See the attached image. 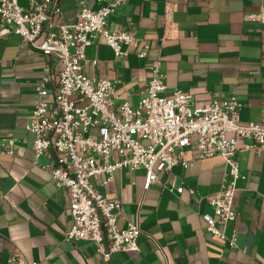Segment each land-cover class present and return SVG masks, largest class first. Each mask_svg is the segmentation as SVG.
Returning a JSON list of instances; mask_svg holds the SVG:
<instances>
[{
  "label": "crops",
  "instance_id": "obj_1",
  "mask_svg": "<svg viewBox=\"0 0 264 264\" xmlns=\"http://www.w3.org/2000/svg\"><path fill=\"white\" fill-rule=\"evenodd\" d=\"M54 2L62 10L52 18L55 25L74 23L82 2L99 7L97 0ZM20 3L29 7L27 0ZM263 6L264 0H127L110 17L109 28L132 33L149 46L148 56L141 59L137 49L125 47L129 55L117 59L97 37L87 50L85 73L117 82L115 108L124 102L137 105L150 80V64L160 57L167 95L187 92L193 97L191 107L235 97L242 105L243 122H261L264 25L244 18ZM60 70L57 59L25 45L21 36L0 38V137L16 139L14 155L0 156V264H7L18 250L39 264H166L164 254L169 264H264V153L243 150V142L236 154L245 177L237 184L239 217L226 231L228 237L237 235V248L209 233L203 219L214 214L207 199L229 182L230 168L221 156L199 159L195 147L185 155L194 160L191 167L161 173L148 191L143 168L122 170L107 186L92 180L107 199L122 202L120 228L139 218L138 254L116 253L105 260L92 242L81 241L77 248L66 243L72 225L68 200L46 169L56 163L36 157L35 136L25 129L38 101L36 85L47 74L54 80ZM53 85L48 86L51 94ZM180 187L185 188L182 194L168 190Z\"/></svg>",
  "mask_w": 264,
  "mask_h": 264
},
{
  "label": "built area",
  "instance_id": "obj_2",
  "mask_svg": "<svg viewBox=\"0 0 264 264\" xmlns=\"http://www.w3.org/2000/svg\"><path fill=\"white\" fill-rule=\"evenodd\" d=\"M20 1L0 0V38L17 34L25 45L61 64L54 80L47 74L36 85L38 101L25 129L35 136L36 157L46 156L56 163L46 169L68 200L72 225L65 233V242L75 248L81 241L92 242L105 260L116 253L138 254L142 234L139 218L120 228L122 202L107 199L92 180L100 179L107 186L114 182L116 173L143 168L144 190L148 191L159 182L161 173L177 166L191 167L194 160H187L185 155L188 148L195 147L199 159L221 156L230 168L229 182L207 199L214 214L203 219L209 233L237 248V235L226 234L229 224L239 217L237 184L245 179L236 154L241 142L243 150L264 153V120L243 122L242 105L235 97L191 107V94L175 90L167 95L160 57L150 64V80L140 102H124L115 108L117 82L89 76L85 66L90 63L87 50L97 37L105 40L117 59L129 55L125 47L137 49L141 59L148 56L149 46L132 33L109 28L110 17L127 0H97L96 9L82 2L76 21L61 25L52 22L62 13L54 0H27L28 8ZM244 19L249 24L264 25V6ZM96 63L91 62L93 66ZM52 82L53 94L48 88ZM15 144L13 136L0 137V156H13ZM168 190L182 194L185 188ZM189 193L195 191L189 189ZM164 258L169 264L166 254ZM7 264L39 263L29 261L18 250Z\"/></svg>",
  "mask_w": 264,
  "mask_h": 264
},
{
  "label": "rangeland",
  "instance_id": "obj_3",
  "mask_svg": "<svg viewBox=\"0 0 264 264\" xmlns=\"http://www.w3.org/2000/svg\"><path fill=\"white\" fill-rule=\"evenodd\" d=\"M21 4V3H20Z\"/></svg>",
  "mask_w": 264,
  "mask_h": 264
}]
</instances>
